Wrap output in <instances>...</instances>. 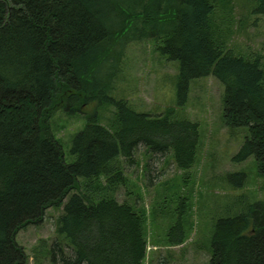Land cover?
<instances>
[{"label":"trees","instance_id":"16d2710c","mask_svg":"<svg viewBox=\"0 0 264 264\" xmlns=\"http://www.w3.org/2000/svg\"><path fill=\"white\" fill-rule=\"evenodd\" d=\"M221 0H0V264H25L16 241L19 231L39 224L51 207H62L56 231L70 251L55 242L52 264H144L147 243L143 218L112 196L92 198L91 182L108 191L124 185L118 159L134 161L143 145L154 155L172 151L178 168L195 162L198 124L172 112H135L109 96L119 72L129 15L140 14L138 37L179 62L177 103L185 104L192 79L212 75L224 85L223 122L245 127L248 135L234 157L253 156L264 176V64L260 54L228 46L229 33L215 12ZM253 13L264 17V0ZM91 103L112 104L111 129L97 112L71 139L75 157L51 130L57 110L83 112ZM80 179L86 191L76 192ZM244 172L227 174L242 186ZM170 245H182L181 222L169 230ZM178 235V236H175ZM209 264H264V201L246 212L217 220Z\"/></svg>","mask_w":264,"mask_h":264},{"label":"rangeland","instance_id":"374dc122","mask_svg":"<svg viewBox=\"0 0 264 264\" xmlns=\"http://www.w3.org/2000/svg\"><path fill=\"white\" fill-rule=\"evenodd\" d=\"M215 12L220 28L229 33L228 46L244 54H260L264 64V17L253 13L255 0H221ZM124 34L114 44L124 42L119 72L108 93L114 100H125L138 113L164 115L198 124L195 162L189 169L178 168L173 152L154 155L140 145L134 161L118 159L124 185L108 191L104 180L90 183L92 198L109 195L127 202L143 218L147 252L144 264H209L212 235L218 219L246 212L256 201H264V176L253 156L237 162L234 157L248 135V129H229L223 122L224 85L212 75L192 79L185 104L177 103L179 62L169 60L156 50L153 40L138 37L141 15L131 14ZM97 112L99 123L111 129L115 107L91 103L83 112L67 115L61 109L51 118V130L64 150L66 163L75 157L70 139L86 124V114ZM244 172L242 186L233 185L227 174ZM80 179L74 191H86ZM62 207L48 208L39 224L18 232L16 241L23 247L25 264H52L50 249L60 242L64 252L70 249L56 231V219ZM181 222L182 245H170V228ZM178 236V235H175Z\"/></svg>","mask_w":264,"mask_h":264}]
</instances>
